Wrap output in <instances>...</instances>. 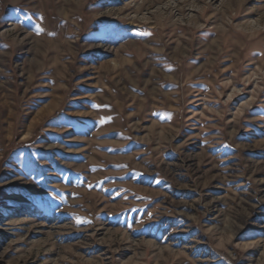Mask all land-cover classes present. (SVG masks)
<instances>
[{
    "label": "rangeland",
    "instance_id": "rangeland-1",
    "mask_svg": "<svg viewBox=\"0 0 264 264\" xmlns=\"http://www.w3.org/2000/svg\"><path fill=\"white\" fill-rule=\"evenodd\" d=\"M0 264H264V0H0Z\"/></svg>",
    "mask_w": 264,
    "mask_h": 264
}]
</instances>
